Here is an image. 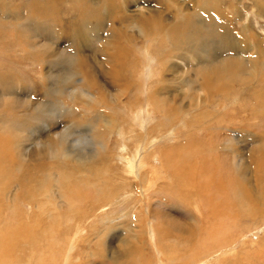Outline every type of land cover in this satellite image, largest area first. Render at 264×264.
<instances>
[{"label":"rangeland","instance_id":"374dc122","mask_svg":"<svg viewBox=\"0 0 264 264\" xmlns=\"http://www.w3.org/2000/svg\"><path fill=\"white\" fill-rule=\"evenodd\" d=\"M107 2L118 19L125 12L143 22L154 12L172 26L180 9L189 22L169 40L156 34L152 43L135 28L129 37L137 41H114L107 60L97 50L104 43L92 41L81 52L82 65L105 93L93 83L86 94L94 98L78 93L74 102L69 96L82 76L65 82L69 66L55 68L54 58L71 51L68 33L81 13L100 9L104 16ZM19 5L26 7L7 13ZM50 18L56 26L44 24ZM90 24L99 38L108 35V24ZM224 26L235 32L247 26L244 41H259L263 49L252 68L236 58L243 64L231 75L236 79H216L212 101L200 106L198 99L211 92H196L208 81L199 72L217 70L221 58L237 57L246 46L222 41ZM55 27L68 36L55 38ZM182 44L199 47L203 61L187 52H181L185 61L176 59ZM45 49L57 54L41 63ZM158 51L166 66L158 65ZM127 63L133 72L124 71ZM114 75H126L129 82L119 85L134 88L115 91ZM44 76L59 93L35 126ZM0 79V264H264V0H0ZM156 89L170 97L165 113L149 103L152 95L153 103L164 98ZM101 94L111 106L96 102ZM62 137L68 144L51 158L50 146ZM153 149L157 155L146 156Z\"/></svg>","mask_w":264,"mask_h":264},{"label":"bare ground","instance_id":"6f19581e","mask_svg":"<svg viewBox=\"0 0 264 264\" xmlns=\"http://www.w3.org/2000/svg\"><path fill=\"white\" fill-rule=\"evenodd\" d=\"M74 1V0H73ZM112 3V2H111ZM105 4V3H104ZM107 5H105L106 7H104V9H106V11L105 12H108V14H105L104 16L101 14V12L98 10L97 12H95V13H84V12H82L81 13V15H83L82 16V20H81V22H79V21H77L76 19H74V20H76L77 21V23L75 22H73L74 23V25H73V29H71L72 30V33L70 34V33H68L69 34V36L66 34V32L64 33V34H62L63 33V31L62 32H60V30H56L57 28L55 27V30H54V32H53V36L55 37V38H57V39H60V38H65L66 37V35L68 36V37H70L69 38V40L71 41L70 42V45H71V51H68L67 53H65L64 55H63V53L62 54H58V56L57 57H55L54 58V64H53V66L55 65V68H61V66H66V65H68L69 66V68H66V67H63V68H66V70H67V74L69 75V78L67 79V81H65V82H67V83H71L72 82V80L74 79V77L75 78H77L78 76H82L81 78V80H86V83H82L81 82V80L80 81H77L76 83H77V87L75 86V89L73 90V92L70 94V98H71V100L72 101H74V102H76V100L77 99H75L74 97H73V94H80L82 97H87V99H93L94 98V96L92 95V94H90V92H87V94H86V91H87V89H90L92 86H93V83H94V85H95V87H96V89L98 90V94L99 93H105V92H103V91H105V89H104V87H102V86H100L99 85V83H97V79H95V77H94V75H93V73H91L90 71H88V69L86 68L87 66H85V68H83V65H82V62H84L85 63V65H87L86 64V62H87V60L85 59V57H84V55L81 53L82 52V50H84V49H86V48H88V46H90V44H91V42L92 41H94V40H100V41H102L103 43H104V45L102 44V46H100V47H98V52L100 53V54H102V57L99 59V60H107V57H108V55H107V47L112 43H114V41H118V40H123L124 42H125V44H129V42H136L137 41V39L136 38H134V37H129V34H133L134 33V31L133 30H135V28H136V30H139V32L143 35V39H145L146 41H149V42H155L156 41V39H157V37H156V34H159V35H161V38L160 39H164V38H166L167 40H169L170 38H172V36L181 28V27H185L186 26V23L187 22H189L188 21V19L187 18H189L188 16L189 15H187V16H184V15H182V13H181V10L180 9H178V11L180 12L178 15H179V17H180V19H178L177 21H176V25H165V24H163L162 23V21L160 20L162 17H161V15H159V14H156V13H154V12H150V14L148 15V17H145L144 18V21L142 22V18L141 19H139V20H137L138 19V16H135V17H129V16H127V15H125V12H121L122 13V15H121V17H120V19H118V18H116V17H114V16H112V15H110L111 14V12H112V10H111V7L109 6V4H108V2L106 3ZM116 4V3H115ZM21 5H23V4H21ZM21 5H19V6H16V7H14V9H10V10H7V13L8 14H14V12H19L22 8H24V7H26V5H24V7L23 6H21ZM117 5H119V4H117ZM203 5H204V2H203ZM111 6H113V5H111ZM206 6V8H209V7H207V3L205 2V5H204V7ZM85 8V7H84ZM115 8V7H114ZM116 8H118V10H120V11H123V9H119V7H116ZM169 8V7H168ZM40 9L41 8H39V9H37V10H39L40 11ZM108 9L109 10H111L110 12L108 11ZM256 9V8H255ZM259 9H261V10H263L262 8H260L259 7ZM88 10H89V8H88ZM114 10V9H113ZM199 10H204V9H200L199 8ZM64 11V10H63ZM86 11V10H85ZM102 11V10H101ZM177 11V10H176ZM56 13V12H55ZM177 13V12H176ZM6 14V13H5ZM104 14V13H103ZM114 14V13H113ZM193 15H194V13H193ZM34 16V15H33ZM53 17H55V16H53ZM173 17V16H172ZM174 17H175V15H174ZM7 18H9V16L7 17ZM176 18V17H175ZM55 19V18H54ZM50 21H52L51 20V18L49 19ZM133 20H137L136 22H131V21H133ZM72 21V20H71ZM98 22V24H100L101 25V27L105 24L106 25V27H107V24L109 25L108 26V35H102V36H100V38H99V34H97L99 31L98 30H96V31H98V32H94L93 30H92V27H93V25L92 24H90L91 22ZM117 21V22H116ZM41 22H43V21H41ZM69 22V21H68ZM103 22H104V24H103ZM71 23V22H70ZM197 23V22H196ZM44 24H46V25H50V26H56V22L55 21H52V22H47V23H44ZM68 24V23H67ZM198 24V23H197ZM196 24V25H197ZM69 25V24H68ZM250 25V24H249ZM138 28H137V27ZM64 27H65V24H64ZM249 27V26H248ZM69 28V27H68ZM68 28H66V29H68ZM95 28V27H94ZM105 29V28H104ZM129 29H131V31H128ZM185 29V28H184ZM220 29H222V31H224L222 34H223V38H222V41H224L226 44H228V42H231V40H234V41H236L237 43H240V44H245L246 46H244L241 50H242V52L241 53H239L238 55L239 56H237V57H233V58H228V59H223V58H221V60H219V59H217V60H219L220 61V63H221V66L217 69V70H215V71H210V69H207V68H204L201 72H199V73H201L204 77H205V79H204V81L206 80L207 81V79H208V81L205 83V86L204 85H201V88L200 89H197L196 90V92L198 93L199 91H205V92H207V93H209V91L211 92V93H209L208 94V96L205 98V99H198V101H197V103H198V105H208V103L210 102V101H212V99H213V95H212V91H213V84L212 83H214L215 81H216V79H219V78H221V77H224V75L226 74L227 76H228V79H230V78H232V79H236V77L234 76V77H231V75H235V72H234V70L236 69L235 67H237V65L239 66V65H242L243 66V64L239 61V60H236V58H241V59H247L248 60V63H249V65L251 66H249L250 68H252L253 66L252 65H254V64H256V62L258 61V58H260V55H261V53H260V49H263V47H260V44H259V41H253V40H248V41H244V38H246V34L247 33H249L250 32V29H248L247 28V26L246 27H244L243 29H242V31H238V32H235V31H233V28L231 27L229 30H227V27L226 26H224V27H220ZM70 30V31H71ZM107 31V30H106ZM67 32H68V30H67ZM191 32V31H190ZM97 34V35H94V34ZM100 33V32H99ZM237 34L236 35V38L232 35V34ZM93 34V35H92ZM124 35V36H123ZM178 36V35H177ZM197 38V37H196ZM54 39V38H53ZM56 39V42L58 41ZM67 39H65L64 41H66ZM193 41V40H192ZM205 41H207V40H205ZM210 41V40H209ZM95 42V41H94ZM148 42V43H149ZM151 42V43H152ZM55 43V42H54ZM120 43V42H119ZM157 43V42H156ZM159 43V42H158ZM166 43V42H165ZM67 44H69L68 42H67ZM189 45H190V43H188ZM196 44V43H195ZM212 44H214V41L212 42ZM239 44V45H240ZM149 45H150V43H149ZM158 45V44H157ZM200 45V44H199ZM201 46H203V44L201 43ZM205 46V45H204ZM209 46V45H208ZM242 46V45H241ZM50 47H51V45H50ZM158 47V46H157ZM192 46H186L185 44H182V45H180V46H178L177 47V51L179 52V54L178 55H176L175 56V58L176 59H178V60H183V61H185V57H184V54H181V52H187L188 54H189V58H191V60H194V61H203V59L202 58H204L203 56H202V53H203V51H202V53L200 52V48L199 47H195V48H193V50H186V49H192L191 48ZM206 48V47H205ZM209 48V47H208ZM212 48V47H211ZM210 48V49H211ZM122 49V51L124 52V55H129V56H131V53H129L128 52V48H125L124 49V47L123 48H121ZM158 49H159V47H158ZM158 49H153L155 52L158 50ZM198 50V52L195 54L194 53V51H197ZM204 50V49H203ZM208 50V49H207ZM218 50V49H217ZM234 50H236V49H234ZM237 50H239V49H237ZM53 51V50H52ZM118 51H120L119 49H118ZM118 51H117V53H118ZM209 51V50H208ZM208 51H207V53H208ZM212 51H215V48L213 47V49H212ZM159 52V54H156V56L155 57H157V59L159 58V60H158V65H164V66H166V61H165V59H164V61H163V59H161V61H160V57L161 58H164V56H163V51H158ZM231 52H233V51H231ZM41 55L44 57V58H39V60L41 61V63H43L44 61H45V59L47 58V57H54V56H56L55 54H57V53H50L49 54V50H41ZM46 53H47V55H46ZM94 53L96 54V52L94 51ZM93 53V54H94ZM205 53V52H204ZM216 54H217V52H216ZM253 54V56H251ZM233 56H236V54L234 55V54H232ZM22 57V56H21ZM37 59H38V56H35ZM25 58L28 60V61H32L33 60V58L32 57H27V54L25 55ZM174 57H172V56H169L168 57V61L167 62H170L172 59H173ZM232 59H235V60H232ZM122 61V60H121ZM223 61V62H222ZM33 62V61H32ZM126 62V61H125ZM30 64V63H29ZM35 64H37V63H35ZM121 64V63H120ZM123 65V64H122ZM246 65V64H245ZM93 68H91V70H92ZM123 69H124V71L126 72V73H130V72H133V70H134V66L133 65H129L128 63L127 64H124L123 65ZM2 70V69H1ZM243 70V69H242ZM245 70V69H244ZM118 72V71H117ZM251 72V71H250ZM19 73V72H18ZM150 73L153 75V77H154V70L153 69H150ZM151 74H149V77H150V75ZM1 75L3 76V74L1 73ZM200 75V74H199ZM238 75V74H237ZM236 75V76H237ZM5 76V75H4ZM51 75L49 74V75H47V77H50ZM8 77V76H7ZM212 77H215V80H213L212 79ZM238 77V76H237ZM113 79H114V81H116V83H118V85L117 84H113V86H114V88H115V91L116 90H118V92L120 93V91L121 92H124L125 94L127 93V92H130V88L131 87H133L134 88V84L133 83H126L127 85L125 86V87H122L121 85H119V83H121V82H129V81H127V80H124V79H126V75L122 78V79H120V77L118 76V75H114L113 77H112ZM199 78H201V75L199 76ZM42 80H43V82H42ZM112 80V79H111ZM3 81V79H0V83ZM240 81V83L243 85V84H245L246 82L245 81H242V80H239ZM49 83H51V81L49 80ZM79 83H80V86H78L79 85ZM52 86H53V81H52ZM2 85V84H1ZM75 85V84H74ZM99 85V86H98ZM52 86L51 87H48V82H47V78H46V76H44L41 80H39V82H38V89H37V95H38V98H39V100H40V106H39V108H38V111L39 112H37V113H35V115L33 116V120H34V125L35 126H37V123L38 122H41V121H44V119H47V118H45L46 117V114H48L49 115V113L47 112L46 113V111H45V109L46 108H44L45 106H47L48 105V99H50V98H52V97H55L56 96V94L57 93H59V89H54V88H52ZM84 86H86V90H83V87ZM222 86V85H221ZM125 88H126V90H125ZM222 88V87H221ZM120 89V90H119ZM216 90V93H218V86L215 88ZM218 89V90H217ZM223 90V89H222ZM225 90V89H224ZM44 94V95H43ZM154 94H156V95H159V96H163L164 98L162 99V100H156V102L155 103H153V101H155L153 98H154V96L152 95V98H151V100L149 99V103L151 104V105H153V106H155L156 107V109H157V111H159V112H163V113H165L166 111L164 110V106H165V103H166V100H167V97L168 98H170L167 94H160L159 93V90L157 91V89H156V91L154 92ZM222 94V93H221ZM235 94V92L234 93H232V95H234ZM225 95H226V93H225ZM227 97H228V95H226ZM230 96V95H229ZM226 97V98H227ZM47 100V101H46ZM56 100V99H55ZM109 100V96H104L103 94H101L100 96H98L97 98H96V102L99 104V105H101V104H103L104 102L105 103H107L106 105L108 106L109 104H110V102H109V104H108V102H106V101H108ZM112 100V99H111ZM230 100V99H229ZM58 102H59V99L57 100ZM138 103V102H137ZM136 103V104H137ZM225 103V102H224ZM235 103V101L232 103V104H234ZM231 104V103H230ZM59 105H60V102H59ZM75 105V104H74ZM109 106H111V105H109ZM235 106V105H234ZM233 106V107H234ZM67 106H62V109H63V111L65 112V114H67V113H70V111H71V109H68V108H66ZM76 107V106H75ZM161 109H160V108ZM191 107H195L194 105H191ZM25 109L26 110H28L27 109V107H25ZM109 110H111V108H108ZM263 109V108H262ZM37 110V109H36ZM168 110H170V109H168ZM112 111V110H111ZM62 112V111H61ZM101 115V114H100ZM66 116V115H65ZM64 116V117H65ZM67 117V116H66ZM150 118V117H149ZM148 118V119H149ZM160 118V117H159ZM165 118V117H164ZM113 119V118H112ZM162 119V118H161ZM71 122L70 123H72L73 124V121L72 120H70ZM112 121H114V120H112ZM119 121V120H118ZM151 121V120H150ZM118 123V122H117ZM71 124V125H72ZM109 124H110V122H106V125L107 126H109ZM142 124V123H141ZM34 126V127H35ZM116 126H118V125H116ZM120 126V125H119ZM159 127V126H158ZM78 134V133H77ZM175 136V135H174ZM66 138V137H65ZM65 138H63L62 137V139H60V141H59V144H57V143H55V144H53L52 146H50L51 147V150H49V156H51V158H53V157H55L56 155H57V150H54L55 148L56 149H60V148H62L64 145H67L68 144V141L66 142V139ZM131 138H133V137H131ZM68 140V139H67ZM128 141V140H127ZM130 141V140H129ZM150 148V147H149ZM48 149V148H47ZM44 152L43 153H46V150H43ZM146 151V150H145ZM148 152V151H147ZM55 153H56V155H55ZM134 154V153H133ZM138 155H139V153H138ZM145 155V154H144ZM144 155H143V157H144ZM155 155H157V153H156V150L155 149H153V152H152V154L150 155L149 153H146V156H155ZM74 156V153L73 152H70V151H68V152H66L65 153V155H64V157L66 158V159H70L71 157H73ZM145 156V161L146 162H148V157H146ZM142 157V158H143ZM156 159V158H155ZM136 160V159H135ZM5 163V162H4ZM137 163V162H136ZM148 163H150V162H148ZM142 164V163H141ZM157 164H159V163H156L155 165H157ZM148 165V164H147ZM138 167V166H137ZM139 167H140V165H139ZM144 166L142 165L141 166V168H143ZM40 168V167H39ZM50 168H51V166H50ZM201 169V168H200ZM138 170V169H137ZM131 171V170H130ZM132 172V171H131ZM31 174H32V172H31ZM38 175V174H37ZM156 176V175H155ZM22 177V176H21ZM13 178V177H12ZM17 179V178H16ZM59 179V178H58ZM58 182V181H57ZM23 186V185H22ZM35 191V190H34ZM30 193V192H29ZM36 194V193H35ZM234 194V193H233ZM33 196V195H32ZM32 197L30 198V200L32 201ZM32 202H34V201H32ZM36 202V201H35ZM43 208V207H42ZM222 228V227H221ZM223 229V228H222ZM224 229H226V228H224ZM225 231V230H224ZM3 239H5V237L4 238H2V239H0V244H2L3 243ZM29 244V243H28ZM3 246V245H2ZM172 246V245H171ZM169 247H170V245H169ZM0 249H1V246H0ZM122 253H120L119 254V258L118 257H116L117 258V260H116V258H115V260L116 261H118V260H120V259H122ZM171 257V256H170ZM173 257V256H172ZM176 257V256H175ZM45 259V258H44ZM175 262V261H174ZM176 262H177V258H176ZM118 263V262H117ZM116 263V264H117ZM115 264V263H114Z\"/></svg>","mask_w":264,"mask_h":264}]
</instances>
